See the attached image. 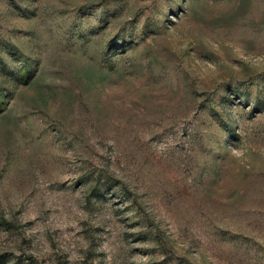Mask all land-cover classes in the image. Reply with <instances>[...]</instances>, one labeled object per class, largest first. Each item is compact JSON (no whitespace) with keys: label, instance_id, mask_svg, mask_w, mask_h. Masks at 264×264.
Here are the masks:
<instances>
[{"label":"rangeland","instance_id":"obj_1","mask_svg":"<svg viewBox=\"0 0 264 264\" xmlns=\"http://www.w3.org/2000/svg\"><path fill=\"white\" fill-rule=\"evenodd\" d=\"M0 264H264V0H0Z\"/></svg>","mask_w":264,"mask_h":264}]
</instances>
